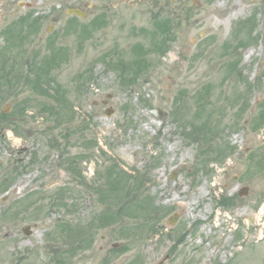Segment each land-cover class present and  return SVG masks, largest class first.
<instances>
[{"label": "rangeland", "instance_id": "obj_1", "mask_svg": "<svg viewBox=\"0 0 264 264\" xmlns=\"http://www.w3.org/2000/svg\"><path fill=\"white\" fill-rule=\"evenodd\" d=\"M7 6L0 264H264V0L101 4L65 55Z\"/></svg>", "mask_w": 264, "mask_h": 264}, {"label": "flooded vegetation", "instance_id": "obj_2", "mask_svg": "<svg viewBox=\"0 0 264 264\" xmlns=\"http://www.w3.org/2000/svg\"><path fill=\"white\" fill-rule=\"evenodd\" d=\"M140 0H6L10 8L9 15L20 14L18 22L21 24V40L23 46H31L36 42L38 51L52 52L54 44L64 41L67 45L64 49L57 48L56 52L65 53L70 50L69 42L76 38L90 36L91 23L85 22L90 10L98 8L102 4L109 12H116L121 8H132ZM71 10H78L74 14ZM93 16V19H96ZM45 50V51H44ZM37 51V52H38ZM65 51V52H64ZM43 52H38L43 53ZM66 54V53H65ZM64 54V55H65ZM244 187V186H242ZM240 187L239 190L242 188ZM239 190L237 194L239 195ZM248 192V187H247ZM246 192V194H247ZM244 194V195H246Z\"/></svg>", "mask_w": 264, "mask_h": 264}, {"label": "bare ground", "instance_id": "obj_3", "mask_svg": "<svg viewBox=\"0 0 264 264\" xmlns=\"http://www.w3.org/2000/svg\"><path fill=\"white\" fill-rule=\"evenodd\" d=\"M203 70L199 69V68H196L195 69V72H193V74L189 75L187 77V81H188V84L187 86L189 87V89H191L195 84H197L200 80L202 81V79H204L203 77ZM182 81V80H181ZM196 82V83H195ZM184 83V82H183ZM185 86V85H183ZM175 144H172L170 145V150L173 148ZM216 185H213V188L212 190L215 188ZM225 196V195H224ZM176 198L173 197V199ZM224 254H222L221 256H223ZM237 258H236V261L235 263L236 264H247L248 262V259H250V254H248L247 252H245L243 249L242 250H239L236 254Z\"/></svg>", "mask_w": 264, "mask_h": 264}, {"label": "water", "instance_id": "obj_4", "mask_svg": "<svg viewBox=\"0 0 264 264\" xmlns=\"http://www.w3.org/2000/svg\"><path fill=\"white\" fill-rule=\"evenodd\" d=\"M71 12L74 13V14L79 13L78 10H71ZM107 114H109V112H108ZM246 192H247V187H242V188L239 190V195H244V194H246ZM174 221H175V217H174L173 219L170 220V224H174ZM163 262H164V258H162L160 261H158V262L155 263V264H163Z\"/></svg>", "mask_w": 264, "mask_h": 264}, {"label": "trees", "instance_id": "obj_5", "mask_svg": "<svg viewBox=\"0 0 264 264\" xmlns=\"http://www.w3.org/2000/svg\"><path fill=\"white\" fill-rule=\"evenodd\" d=\"M156 30H158L157 35H159V39L160 37H166V23L165 22H160L159 24H156Z\"/></svg>", "mask_w": 264, "mask_h": 264}]
</instances>
